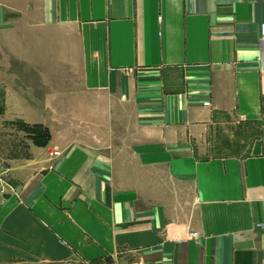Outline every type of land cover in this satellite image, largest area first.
Returning a JSON list of instances; mask_svg holds the SVG:
<instances>
[{
	"label": "crops",
	"instance_id": "0c3cea01",
	"mask_svg": "<svg viewBox=\"0 0 264 264\" xmlns=\"http://www.w3.org/2000/svg\"><path fill=\"white\" fill-rule=\"evenodd\" d=\"M1 68L0 264H264V0H0Z\"/></svg>",
	"mask_w": 264,
	"mask_h": 264
},
{
	"label": "rangeland",
	"instance_id": "374dc122",
	"mask_svg": "<svg viewBox=\"0 0 264 264\" xmlns=\"http://www.w3.org/2000/svg\"><path fill=\"white\" fill-rule=\"evenodd\" d=\"M1 71L4 72L3 68H1L0 72ZM3 84L4 83L2 82L1 84L0 81V193L2 194L6 192V190H9V187L16 185L17 179L14 177L12 171L23 163L24 160L29 159V144L31 143L33 146L38 147L34 145L32 139L27 136V132L23 129V126L17 123L23 122L22 120L15 119L9 121L6 119V115L4 114ZM25 124L30 126L36 125Z\"/></svg>",
	"mask_w": 264,
	"mask_h": 264
},
{
	"label": "trees",
	"instance_id": "16d2710c",
	"mask_svg": "<svg viewBox=\"0 0 264 264\" xmlns=\"http://www.w3.org/2000/svg\"><path fill=\"white\" fill-rule=\"evenodd\" d=\"M17 123L23 126V129L27 132V136L32 139L34 145L38 147H44L49 142L51 136L49 130L45 126L41 124L30 126L23 122Z\"/></svg>",
	"mask_w": 264,
	"mask_h": 264
},
{
	"label": "built area",
	"instance_id": "2783aa9c",
	"mask_svg": "<svg viewBox=\"0 0 264 264\" xmlns=\"http://www.w3.org/2000/svg\"><path fill=\"white\" fill-rule=\"evenodd\" d=\"M159 20H160V18H159ZM203 105H204V106H209V103H208V102H205ZM59 154H60L59 152H56V151H55V152L51 153L50 155L56 157V156H59ZM192 236L194 237V236H196V234L193 233Z\"/></svg>",
	"mask_w": 264,
	"mask_h": 264
}]
</instances>
